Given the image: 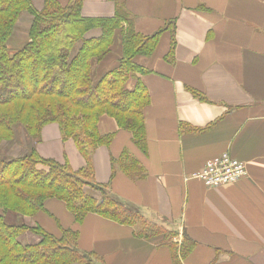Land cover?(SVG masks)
<instances>
[{
    "label": "crops",
    "instance_id": "obj_1",
    "mask_svg": "<svg viewBox=\"0 0 264 264\" xmlns=\"http://www.w3.org/2000/svg\"><path fill=\"white\" fill-rule=\"evenodd\" d=\"M31 1L40 9L44 0ZM116 3L143 35L174 20L175 46L170 58L172 34L166 29L151 55L134 57L146 70L138 75L149 97L144 141L136 144L128 130L102 115L99 132L114 137L92 153L93 179L138 211L149 232L160 231L141 236L137 225L93 212L76 223L57 199L28 217V224L55 235L61 228L76 231L79 250L104 264H264V0H82L81 12L112 17ZM99 34L96 28L87 33ZM121 55L116 29L100 65L112 68ZM36 149L66 160L74 171L85 165L56 123L42 128ZM223 153L244 162L246 174L208 187L196 174Z\"/></svg>",
    "mask_w": 264,
    "mask_h": 264
},
{
    "label": "trees",
    "instance_id": "obj_2",
    "mask_svg": "<svg viewBox=\"0 0 264 264\" xmlns=\"http://www.w3.org/2000/svg\"><path fill=\"white\" fill-rule=\"evenodd\" d=\"M81 10L82 0H70L65 6L44 0L40 9L31 0H0V264H104L96 254L79 250L78 233L72 229L61 228L55 235L39 224L6 218L9 213L30 217L45 212L50 199L62 201L76 223L93 212L137 225L141 236L159 232H149L150 226L139 223L138 211L94 181L91 156L114 137L99 132L102 115L128 130L136 144L144 141L143 110L149 97L138 75L146 70L134 57L151 55L161 32L168 29L172 58L174 20L143 35L133 29L121 3H116L112 17H85ZM24 13L31 17L27 41L10 52L7 42ZM95 28L100 34L88 36ZM116 29L121 30L122 55L114 67L104 68L100 64L110 52ZM49 123L58 125L62 139L73 140L85 160L82 168L74 171L66 160L60 163L38 153L42 128ZM15 140L23 145L28 141L27 150L4 157L2 145ZM187 246L184 242L181 253L189 250Z\"/></svg>",
    "mask_w": 264,
    "mask_h": 264
},
{
    "label": "built area",
    "instance_id": "obj_3",
    "mask_svg": "<svg viewBox=\"0 0 264 264\" xmlns=\"http://www.w3.org/2000/svg\"><path fill=\"white\" fill-rule=\"evenodd\" d=\"M246 174L244 162L231 157L227 153L209 159L203 169L196 174L208 187H217L234 182Z\"/></svg>",
    "mask_w": 264,
    "mask_h": 264
},
{
    "label": "rangeland",
    "instance_id": "obj_4",
    "mask_svg": "<svg viewBox=\"0 0 264 264\" xmlns=\"http://www.w3.org/2000/svg\"><path fill=\"white\" fill-rule=\"evenodd\" d=\"M30 20H31V17L26 13L22 14L21 17L19 18L16 24V27L14 29V32L7 42L10 52H14L17 49L21 48L22 45L27 41V29H28ZM15 141H13L11 144L7 143V144L2 145L1 152L4 157L10 158V157L15 156L16 153L18 152L21 153L27 150L28 141H26L24 145L17 140ZM6 218L10 221L29 223L28 221L29 218L27 216L15 215L13 213L12 214L9 213V214H6ZM139 223L142 226L147 227L146 221L144 222L141 220ZM156 230L160 231V229H156ZM30 237L31 236L28 235V239Z\"/></svg>",
    "mask_w": 264,
    "mask_h": 264
}]
</instances>
